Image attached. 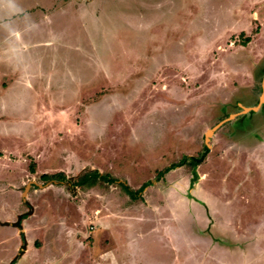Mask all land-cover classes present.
<instances>
[{
  "label": "rangeland",
  "instance_id": "1",
  "mask_svg": "<svg viewBox=\"0 0 264 264\" xmlns=\"http://www.w3.org/2000/svg\"><path fill=\"white\" fill-rule=\"evenodd\" d=\"M14 70L49 83L50 119L37 93L7 92L21 108H0V221L27 211L10 187L47 136L34 125H50V152L80 155L88 181L75 187L57 155L42 167L68 178L25 180L29 224L48 230L22 264L49 248L70 264H264V0H0V81ZM61 218L67 235L85 227L77 250ZM13 230L0 225V264Z\"/></svg>",
  "mask_w": 264,
  "mask_h": 264
},
{
  "label": "crops",
  "instance_id": "2",
  "mask_svg": "<svg viewBox=\"0 0 264 264\" xmlns=\"http://www.w3.org/2000/svg\"><path fill=\"white\" fill-rule=\"evenodd\" d=\"M46 20L48 22L50 20V16H46ZM8 76H11L9 81H7V80L5 81L7 76H3V80L0 81V108L5 113L7 112L9 115L16 114L15 109L17 110L18 107L19 108H21V107L20 106H14L15 103H10V105H12V107H10V108L5 106L4 101L6 100V96L9 95V94H7V92L9 90L11 92L15 91V95H12L10 99H12L13 102L18 103V101L19 102L24 101L23 99L26 98L25 93L27 91H32V93H37V96H38V97H36L38 100L37 101V106H38L37 114L42 113V116H44V117L46 116L48 119H50V96H52V92L50 90V96L44 92V91L48 90L50 85L48 82H46L43 79V76H40L37 73L31 74L29 72L17 73V71H15V70H14V72H10L8 74ZM37 77H40L39 78L40 82L43 81V85L41 87V89L43 90L42 94L40 93V90H39L41 84H35L33 82L34 78H37ZM11 84H13L16 87L10 88ZM17 91L20 92L19 96H17V93H16ZM78 93L80 95V91H78ZM75 95L70 97L69 100H67V101L76 100V99L81 101L82 96L80 95L78 98H75ZM52 99L55 101L54 97ZM17 103H16V105H18ZM9 111L13 112V113L10 114ZM20 114H21V111H20ZM17 115H19V114H17ZM20 116L23 117V116H25V114L20 115ZM34 127H36L37 131H45V133H47V136H46L47 138L44 137V142L38 138L36 144H32V145L29 144L27 146L26 151H28L27 153L31 157L30 161H32V164L30 163L29 167H27L26 173L22 177L23 179L21 180L22 184H21L20 188L18 186H11L10 187V189L12 191L20 192L19 196H20V194H21V197H22V195H24L25 198H23L22 201L24 202L23 204L27 207V211L24 213H21V214H17L15 216V218L12 220H5L3 222L0 221V225L8 226L10 228H14L16 231L13 230V232H14L16 238L18 237L20 240L19 245H18V247L15 248L13 255H11L10 257H8L5 260V264H22L23 259H25L26 257H30V256H31L30 260L32 261L33 260L32 256L35 255L33 257H36L38 254V251L41 250V249L39 250L36 247V246H38V243L41 241V238H42V235H37L38 232L46 233V230H48L47 225H44V224H46L45 222H42L38 225L29 224V220L34 219L36 217V211H38V209H36V206L34 204H31V202L29 201L30 191H29V194H28V192H24V186L23 185H24L25 180L36 181L38 179V177H41V176L49 177V176H56V175H58V178H61L62 176H66V178H68L69 176H67L68 174L65 172V170H58V171L53 170L55 168L57 169V166L56 167L50 166V165H48V167H42V166L44 165V163H47V162H48L47 164H49L50 159L51 158L53 159V156H55V155H57L60 158V160H61V158L66 159L67 163L71 162L73 160L75 161V159H76L75 158L76 155L72 153V150H68V149L62 150L61 152H58V153L50 152V144H48L50 142V125L47 126L46 124H44V125L40 124V125H38V129H37L36 125H34ZM36 147H37L38 151H36L34 154H32L31 150L35 149ZM77 147H78V151L82 152V148H80V146H77ZM0 154H2L1 151H0ZM4 156L8 157V153H6ZM79 159H81L80 155H79ZM79 159L77 162H71L68 166L67 165L66 166L68 167V170L69 169L72 170L71 168H73L72 173H73L75 178L80 177L79 180L77 181V184H75V187H79V188L83 189L82 192H84V190H86L87 186L84 185L85 186L84 187L79 182H80V179L82 177L86 176V174L85 175L82 174L83 176H81V173L86 170L87 164H86V162L84 163V161L81 162V160H79ZM60 163H62V161ZM30 167H31V169H30ZM48 171H50V172H48ZM49 180H51V179H49ZM33 184H34V182H31L29 184V189L32 188L33 186H35ZM37 190L40 192H43V191L39 190L38 187L36 188V191ZM27 196H28V198H27ZM61 219L59 221V227L62 228L61 232L66 235L65 241L68 240L69 243L72 242V244L74 245L73 248H76L75 241H77V239H76L77 235H81L80 232H85L86 231L85 227L83 226L80 228V226H79L78 229L80 231L78 230V233L74 234L73 236L68 234L70 236V237H68V235H67L68 231L67 230L70 229L71 222L68 224V223H65L64 219H62V220ZM26 225H29V227H30V230H31L30 235L28 233V229H27ZM42 229H45V230L42 231ZM62 233L58 232L56 237L52 238V240H51L52 243L47 242V243H49L50 247L51 246H52V248L54 247L52 245L53 242H55V245H56V242L61 241ZM4 242L5 241H1V245ZM94 244H95V241H94ZM76 250H77V248H76ZM49 251H52V252H50V258L47 259L43 264H70L71 261L77 260L74 258V256L71 253L66 251L64 248L59 250L58 252H54V249L49 248ZM99 255H101V254H99ZM87 263L89 264V262H87Z\"/></svg>",
  "mask_w": 264,
  "mask_h": 264
},
{
  "label": "trees",
  "instance_id": "3",
  "mask_svg": "<svg viewBox=\"0 0 264 264\" xmlns=\"http://www.w3.org/2000/svg\"><path fill=\"white\" fill-rule=\"evenodd\" d=\"M247 39H249V38H247ZM249 41H250V40H247V42H249ZM30 169H31V167H30ZM98 175H99V174H98ZM99 177H100V178H104V177H101V176H99ZM53 178H58V175H56V176H49V177H47V176H43V179H45V180H49V179H53ZM85 179H86V176H84V177H82V178L80 179V182H79V183H80L82 186L88 184V181H87V182L84 181ZM94 180H95V179H94ZM90 186H92V184H90ZM125 187H126V186H125ZM125 187H124V189H125L126 193L133 197L134 193H133L128 187H126V188H125ZM143 188H145V187L143 186L142 188H140V191H141V189L143 190Z\"/></svg>",
  "mask_w": 264,
  "mask_h": 264
},
{
  "label": "water",
  "instance_id": "4",
  "mask_svg": "<svg viewBox=\"0 0 264 264\" xmlns=\"http://www.w3.org/2000/svg\"><path fill=\"white\" fill-rule=\"evenodd\" d=\"M208 136V135H207Z\"/></svg>",
  "mask_w": 264,
  "mask_h": 264
}]
</instances>
